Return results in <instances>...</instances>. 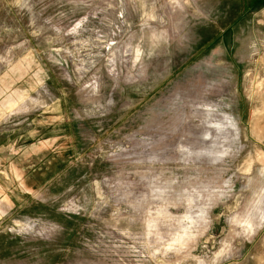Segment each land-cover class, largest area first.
I'll return each instance as SVG.
<instances>
[{"label":"rangeland","instance_id":"374dc122","mask_svg":"<svg viewBox=\"0 0 264 264\" xmlns=\"http://www.w3.org/2000/svg\"><path fill=\"white\" fill-rule=\"evenodd\" d=\"M0 156V264H264V0H0Z\"/></svg>","mask_w":264,"mask_h":264},{"label":"crops","instance_id":"0c3cea01","mask_svg":"<svg viewBox=\"0 0 264 264\" xmlns=\"http://www.w3.org/2000/svg\"><path fill=\"white\" fill-rule=\"evenodd\" d=\"M24 153V152H23ZM11 156V158L13 157L11 154H9V156L8 157H10ZM21 156H23V155H21ZM1 157V156H0ZM21 159H24V158H21ZM6 164V166H5V169H2L1 170V168H0V174H2V173H5L4 175H5V177L7 178V175H8V171H7V169H11V170H14V168L13 167H15L14 165H13V163L12 162H8V163H5ZM16 168H17V172L16 173H18V175H21V186H23L22 184H25V186H23V189L25 190V191H29L30 192V190L32 189V187L33 186H28V180H29V177H25V178H23L22 177V174L24 175V173H25V169H26V167H21L20 169L16 166ZM27 172V171H26ZM9 173H11V171H9ZM5 178V179H6ZM27 178V179H26ZM19 179V178H18ZM6 189H8V187L7 186H1V184H0V196H2V194L5 192V190ZM9 189H10V187H9ZM0 201H1V198H0Z\"/></svg>","mask_w":264,"mask_h":264},{"label":"bare ground","instance_id":"6f19581e","mask_svg":"<svg viewBox=\"0 0 264 264\" xmlns=\"http://www.w3.org/2000/svg\"><path fill=\"white\" fill-rule=\"evenodd\" d=\"M16 223L21 224L19 221H16Z\"/></svg>","mask_w":264,"mask_h":264}]
</instances>
